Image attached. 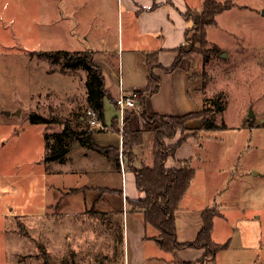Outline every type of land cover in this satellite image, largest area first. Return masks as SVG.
<instances>
[{
    "label": "rangeland",
    "instance_id": "obj_1",
    "mask_svg": "<svg viewBox=\"0 0 264 264\" xmlns=\"http://www.w3.org/2000/svg\"><path fill=\"white\" fill-rule=\"evenodd\" d=\"M235 2L207 28L210 60L198 51L186 57L192 60L194 89L202 91L201 110L218 106L209 114L221 127L204 130L184 145L196 147L210 162H221L226 152L229 177L239 161L238 171L250 172L255 166L264 172V0ZM102 4L113 12L112 24L117 23L118 0H0V264H123V214L114 221L109 213L86 206L93 191L80 188L89 177L78 172L86 161L84 148L73 144L72 157L64 163L45 159L47 134L54 141L65 120L87 125L81 120L87 111L86 70L53 64L39 51L82 48L84 30L97 23L92 12ZM133 64L129 58L125 70L137 81L130 74ZM55 74L63 79L61 88ZM38 91L33 108L32 96ZM112 107L105 113L110 128L102 130L111 129L119 116L121 133L120 110ZM32 111L59 120L33 123ZM131 116L127 112L125 119ZM186 127L180 136L193 133ZM194 163H200L197 156Z\"/></svg>",
    "mask_w": 264,
    "mask_h": 264
},
{
    "label": "crops",
    "instance_id": "obj_2",
    "mask_svg": "<svg viewBox=\"0 0 264 264\" xmlns=\"http://www.w3.org/2000/svg\"><path fill=\"white\" fill-rule=\"evenodd\" d=\"M118 2L119 5L115 9L117 23L112 24L110 20L113 12L102 4L92 12L97 23H92L93 26L89 30H84V46L59 48L68 51L90 50L94 53V63L102 68L105 87L110 94V97L105 99V113L107 109H112V106L117 107L113 100L120 103L122 97L133 90L144 92L149 78L146 57L148 53L155 51L159 52L163 64L155 70L162 77V82L159 92L146 101L149 115L156 113L185 115L201 110L203 96L202 91L194 89L196 88L193 85L195 72L192 69V60L184 58L174 71H167L166 68L174 64L178 54L177 48L186 40V29L191 25V21L187 20L185 13L189 8L201 9L204 0H118ZM113 36L116 41L112 46L109 44V39ZM114 52L118 55H114ZM129 58L134 61L130 74L134 72L137 81L129 79L126 72L128 70H125ZM59 78L58 74L53 75V79L57 82L56 87L63 81ZM87 79L86 72V96L83 103L88 110L90 105ZM36 93L32 96L33 108L38 105L35 97L41 94L39 91ZM10 104L12 105L13 102ZM4 108L11 110V106ZM128 112L132 115L130 122L136 130L137 137L134 147L137 154L135 166L139 168L144 165L152 166L155 127L145 121L142 108H131ZM86 118L87 111L81 116V120L84 121ZM104 120L106 122V119ZM204 124L203 117L191 118L187 126L190 132L197 131V135L193 134L184 141L177 148L176 155L169 157L166 162V166L174 168L182 161L189 160L190 165L196 168L192 184L176 214L178 240L195 241L204 226V209L214 207L218 209V214L214 217L212 239L227 244L216 253L215 259L199 264H264V185L261 184L264 172L257 170L255 166L250 172L238 171L239 161L237 167L233 166L237 171L231 172L232 176L229 177L226 175V172H229L226 152L223 158H220L221 162L216 163L210 162L208 155L204 157L199 154L196 147L187 149L184 144L190 139L198 137L204 130H214L204 129ZM181 137L177 134L176 138L169 139L168 142L176 143ZM93 138L100 147H119L122 152L124 139L122 133L115 132L112 128L95 132ZM76 143L74 147L77 146ZM77 144L79 147L76 148H84L82 154L85 155L86 160L78 172H84L87 177L89 174L87 183L80 188L84 187V191L90 189L93 191L92 198L86 200V206L95 207V212L109 213L110 220L114 221L118 219L119 214H123V264H185L205 256L206 249L202 247H180L173 252L164 251L156 239L160 231L146 223L143 212L131 210L128 199L141 198L145 194L137 185L135 173L127 167L123 152V169H117L113 158L82 146L79 142ZM72 147L65 162L72 157ZM202 149L207 150L203 145ZM196 156L200 160L199 164L194 163ZM87 161L90 167H87ZM97 192L100 194L98 198L95 195Z\"/></svg>",
    "mask_w": 264,
    "mask_h": 264
},
{
    "label": "trees",
    "instance_id": "obj_3",
    "mask_svg": "<svg viewBox=\"0 0 264 264\" xmlns=\"http://www.w3.org/2000/svg\"><path fill=\"white\" fill-rule=\"evenodd\" d=\"M236 4L235 0H204L201 9L189 8L185 13L187 20L192 24L187 28L186 40L177 48L178 54L172 66L167 67V71H174L179 67L184 58L189 56V53L198 51L203 58L210 60L212 48L208 47V26L218 23L217 17L219 13L233 8ZM40 56L45 57L54 63H64L67 68H83L87 72V90L89 93L88 100L90 108L97 112V116L104 124L105 120V99L110 94L105 87V77L102 68L94 63V53L89 50L71 51L65 49L57 50H40ZM146 61L148 63V83L143 90L142 96V115L145 121L150 124L157 123L154 129V164L152 166L144 165L142 168L135 166L137 154L135 145L137 143L136 130L133 128L130 117L124 120V128L122 133L123 148L122 152L127 160V167L135 173L136 182L144 192L141 198H129L131 210H137L144 213L147 224L155 226L160 234L156 237L160 246L165 251L173 252L180 247H202L206 249L205 256L195 262H187L185 264H199L206 260L215 259L216 253L225 248L226 244H221L212 239V231L214 228V217L218 214V209L209 207L204 209L203 228L199 232L197 238L193 242H182L178 240L176 214L179 210L180 203L186 192L192 184L193 177L196 173V168L190 165L189 160L182 161L178 167H168L166 162L169 157L175 156L177 148L186 141L194 132L184 134L176 143H169V139L177 137L178 132L184 133L187 129L186 123L191 118L203 117L205 120L204 129H217L221 126L215 122V119L210 117V113H214L215 108L203 109L191 112L185 115H171L164 113H156L149 115L146 110V101L149 97L159 92L162 77L155 70L163 66L160 61L158 51L147 54ZM113 103L120 109V103L113 100ZM218 105V104H217ZM225 106V105H224ZM33 123H45L50 125L59 120L57 116H47L45 114L32 111L30 113ZM63 121H61L62 123ZM112 129L116 132L121 131L119 125V116L113 120ZM82 123L87 125H75L69 120H65L63 128L57 131L52 137L54 141L49 139L47 134L48 152L45 159L48 162L61 161L65 162L68 153L75 142H79L82 146L105 153L115 161L117 169H123L121 156L122 152L119 147H100L93 134L105 128H98L90 123L89 117ZM107 125V124H106ZM225 125V124H224ZM226 126V125H225ZM85 127V130L80 129ZM197 135V134H196ZM92 208L87 213L90 214ZM98 214H103L96 212Z\"/></svg>",
    "mask_w": 264,
    "mask_h": 264
},
{
    "label": "built area",
    "instance_id": "obj_4",
    "mask_svg": "<svg viewBox=\"0 0 264 264\" xmlns=\"http://www.w3.org/2000/svg\"><path fill=\"white\" fill-rule=\"evenodd\" d=\"M141 100H142V93L140 91L137 90H133L130 91L129 94H126L122 97V100L120 102V110H121V122L122 125H124V120H125V116L128 112L129 109H141ZM87 116L90 119V123H92V125L98 127V128H108V126L106 124H104L102 121L99 120L98 116H97V112L92 109L89 108L87 110ZM123 155L121 156V162L123 165Z\"/></svg>",
    "mask_w": 264,
    "mask_h": 264
},
{
    "label": "water",
    "instance_id": "obj_5",
    "mask_svg": "<svg viewBox=\"0 0 264 264\" xmlns=\"http://www.w3.org/2000/svg\"><path fill=\"white\" fill-rule=\"evenodd\" d=\"M8 114H11V112L7 111ZM21 111H17V114H20ZM77 144V143H76Z\"/></svg>",
    "mask_w": 264,
    "mask_h": 264
}]
</instances>
